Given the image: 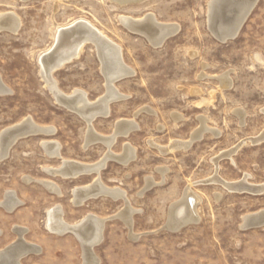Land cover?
Listing matches in <instances>:
<instances>
[{
	"label": "rangeland",
	"instance_id": "rangeland-1",
	"mask_svg": "<svg viewBox=\"0 0 264 264\" xmlns=\"http://www.w3.org/2000/svg\"><path fill=\"white\" fill-rule=\"evenodd\" d=\"M210 1L0 0V15L11 13L20 21L16 33L0 31V81L9 89L0 94V133L24 119L54 129L53 134L17 140L0 160V201L14 191L22 202L13 214L0 208V249L16 239L11 228L20 226L28 231L26 241L44 250L23 258L22 264H81L73 235L57 237L43 226L46 211L62 205L69 224L88 214L107 219L102 241L95 246L100 264H264V227H240L244 216L264 210V142L250 141L264 131V0L250 10L244 3L242 16L251 12L237 36L226 42L209 29ZM126 17H152L172 27L173 33L155 47L121 25L120 18ZM79 19L120 47L124 64L133 71L115 81L122 98L109 104V115L91 123L94 133L109 137L118 121H135L137 128L118 136L110 148L101 142L86 147L87 122L55 103L38 74L37 56L50 47L56 28ZM100 65L95 47L87 43L77 59L52 73V79L65 95L82 91L95 102L106 95ZM224 75L231 82L222 90L218 76ZM201 126L212 132L200 134L188 149L162 154L154 147L187 142ZM44 141L59 144V158L44 153ZM127 146L135 148L134 158L125 165L104 160L97 176L105 187L125 192L137 210L132 216V231L141 234L137 241L116 217L125 214L123 199L100 196L80 207L72 204L71 190L90 185L96 173L63 179L45 172L59 168L62 160L91 165L108 154L121 157ZM233 148L236 152L226 157ZM159 171H165L164 176ZM215 176L228 183L246 177L248 184L263 191L229 192L207 182ZM148 179L155 185L146 189ZM40 181L54 183L61 195L49 192ZM186 185L200 198V220L173 233L166 222Z\"/></svg>",
	"mask_w": 264,
	"mask_h": 264
},
{
	"label": "bare ground",
	"instance_id": "bare-ground-1",
	"mask_svg": "<svg viewBox=\"0 0 264 264\" xmlns=\"http://www.w3.org/2000/svg\"><path fill=\"white\" fill-rule=\"evenodd\" d=\"M120 1L127 2L131 0H120ZM138 1L140 2V0ZM214 1L215 0H211L210 3L208 2L209 3L208 20L210 21L212 18H215V20L217 21V25H213L211 28L214 33L217 32L215 36H218V38H220V40L222 41H226L228 34L232 32L234 33L233 36L235 37L237 35V32L239 31L237 28L238 24L234 27H232V25H234V23L236 22L237 23L239 22V17L242 16L244 10L243 9L244 3L246 2L245 4L248 5V8L250 10V8L257 0H237V1H242V3H236L233 9L231 7L235 15L231 17L229 20H226L223 17H219V14H214V16L212 15L211 17V11H212L211 7ZM18 21L19 20H17V17L11 13L0 15V31H9L12 33H16L20 25ZM120 23L130 32L144 36L155 47L156 46L159 47V45L161 46L162 42L165 41V39L170 34L173 33L172 27H169L168 25L163 26L157 24L152 17L150 19L147 18L143 21H133L127 17L120 18ZM87 43H91L95 47L98 59L101 64L100 65L101 73L104 75L106 79V84H105L106 95L102 98H98V100L96 99V101L94 100L95 102L88 101L86 98V94L82 91H74L71 95H65L64 93H62L60 90L57 89L56 83L54 82V79H52V73L55 70L62 68L66 63H69L73 59H77L81 54L83 47ZM37 67H38V74L42 79V81L44 82L47 89L49 90V92L51 93L54 102L66 108L69 111L75 112L87 122L89 135H87L88 143H86V147L88 144L101 142L107 145L108 148H110L118 136L121 135L127 136L131 130L137 128V124L132 119L128 121H118V123L116 124V128L114 129L115 130L114 134L109 137H104L94 133L92 127H90V124L92 122L91 120H94L95 118H97V116L107 117L109 115V104L111 102H114L122 98V96L114 86L115 81H119L133 74V71L129 67H127L122 60L120 47L112 43L107 37H105V35H103L100 31H98L90 22L84 19H79L76 21H72L69 24H66V26L57 27L56 30L54 31L52 44L50 45V47L46 49V51L42 52L37 56ZM218 77L222 90L230 86L231 81H229L226 75L222 77L220 76ZM218 77L216 79H218ZM8 92L9 89H7L6 86L2 85L0 81V94H4ZM145 110L149 113L152 112L149 109H145ZM139 113L140 111L135 113V116ZM240 117L242 120L243 118L242 113L240 114ZM173 118L175 120H178L180 117L174 115ZM201 127L202 129L198 132V134L195 136L194 135L195 132H194L191 139L187 142H173L171 143L170 146L168 145V147L166 146L160 147L158 145L154 147L157 148L162 154H165L170 151L172 152V150H180L181 148L188 149L190 145L197 138L200 137V134L206 131H211L210 129L205 128V126H201ZM14 129H18V131ZM35 132H43V134H53L54 129L52 127L38 126L30 119H24L23 121L21 120V122H19L18 124H15L3 130L0 133V160H3L7 157L10 148L13 146V144H15L17 140L21 139L22 136L27 137L29 134ZM262 133H264V131ZM260 135H258L257 137H259ZM41 145L44 153L48 157L51 158L60 157L59 154L60 147L59 144H57L56 142L44 141L41 143ZM134 149L135 148L132 149L129 146H127L125 148L124 154L121 157L114 156L113 154L112 155L108 154L106 158H103V161L101 160L91 165L83 164L76 161L62 160L59 168L57 169L47 168L45 169V172L53 176H59L60 178L63 179H76L79 176L85 174H90L93 172L96 173L97 178H95V180L92 181L90 185L75 187L71 190L72 204L76 207H80L88 200L96 199L100 196L110 197L113 200L123 199V201L125 202V214L122 216L121 214L123 213H120L121 216L118 215L116 217H118V219L119 218L122 219V222H124L125 226L129 229V238L131 240L137 241L140 238L141 234L136 235L132 231V227H133L132 216L137 210H133L131 208L125 196V192H123L117 187L116 188L105 187L101 183L98 177L100 169L104 167L105 164L104 160L107 161V159L113 158L120 160L125 165L131 159L134 158L135 156ZM233 150L235 153L237 149L233 148L230 151ZM159 172L164 176L165 171H159ZM27 180L30 182L32 179L27 178ZM39 183L49 192L56 194L57 196L61 195L60 188L54 183L49 181H40ZM237 183H246V177H244L242 182L240 181L231 182V183L226 182L227 185H225L224 188L229 192H233L230 188H232V186L236 185ZM153 185H155V183L151 179H148L146 182V189L151 188ZM191 187H192L191 185H188L184 191V194L183 195L181 194L183 196L182 200L180 202L177 201L178 203L175 205L173 204L174 206L171 207L170 218L166 222V227H165L168 229V231L171 230L172 232V230H175L177 228L181 229L189 224H197L199 222L200 217L198 215V205L200 203V198L192 191ZM262 191H263V187H260L259 192ZM217 196L219 197L218 194ZM217 196L216 198H218ZM21 204L22 202L17 197L16 192L8 191L5 193V196L2 199V201H0V208H2L8 213H12ZM106 221L107 219H102L93 214H88L85 215L83 219H81L79 222L74 224H69L63 218V211L61 206L54 205L53 207H51L46 211L43 226L48 233L57 236H62L65 235L66 233L72 234L81 247L82 264H100L99 259L95 256L93 252V248L96 245L100 244L102 241L103 227ZM255 222H261V223H259V225L254 228L264 227V210H260L255 213L244 216L240 227L243 230L246 229L244 227H248L247 229H249L250 225H252L251 223L254 224ZM11 229L12 232L16 234L17 239L11 245H9L12 248L7 250V252L6 251L3 252L4 250L0 251L1 264H18V262L20 263V261L23 258L29 255L40 253L41 248L39 246L26 241L25 239V235L27 234L26 228H22L20 226H13V228Z\"/></svg>",
	"mask_w": 264,
	"mask_h": 264
},
{
	"label": "water",
	"instance_id": "water-1",
	"mask_svg": "<svg viewBox=\"0 0 264 264\" xmlns=\"http://www.w3.org/2000/svg\"><path fill=\"white\" fill-rule=\"evenodd\" d=\"M236 3H242V1H237V0H215L213 5H212V11H211V17L212 15L214 16V14H219V17H223L225 18L226 20H229L231 17H233L235 15V13L233 12V7ZM244 3V2H243ZM232 7V9H231ZM251 12V11H250ZM250 12H246L244 14V16H242V18L239 20L238 22V25H237V28L238 30H240L241 26L243 25L244 21L246 20L247 16L249 15ZM229 14V15H228ZM209 29H212L211 27L213 25H217V21L215 20V18H212L210 21H209ZM212 31V30H211ZM234 33H230L228 34L227 36V39L226 41L228 40H233L235 37L233 36ZM238 34V33H237ZM225 41V42H226ZM78 115V114H77ZM81 117V116H80ZM99 117V116H97ZM83 119V118H82ZM84 120V119H83ZM89 120V119H88ZM91 120V118H90ZM95 120V119H94ZM94 120H91L92 122ZM85 121V120H84ZM91 122V123H92ZM90 127H91V124H90ZM10 130H13V129H10ZM16 131H18V129H14ZM43 134V132H35V133H32V134H29V135H35V134ZM28 135V136H29ZM23 138V136H22ZM251 143L253 145H256V143H263L264 142V133H262L259 137H256V138H253L250 140ZM234 153V150L233 151H229L228 153H226V157H229L230 155H232ZM243 180V179H242ZM242 180H240V182H242ZM211 181H214L215 183H219L220 185H222L223 187L226 184V182L220 180L218 177H213V179H210L208 180L207 182H211ZM233 192H245V193H250V194H258L260 193L259 190H260V187H256V186H253V185H250L248 184L247 182L246 183H237L236 185L232 186V188H230ZM259 223L261 222H255L254 224L251 223L252 225H250V228H254L256 226L259 225ZM262 225V224H260ZM244 228H248V227H244ZM249 228V229H250ZM167 229V228H166ZM168 230V229H167ZM180 229H175V230H172V232H177L179 231ZM171 231V230H169Z\"/></svg>",
	"mask_w": 264,
	"mask_h": 264
},
{
	"label": "crops",
	"instance_id": "crops-1",
	"mask_svg": "<svg viewBox=\"0 0 264 264\" xmlns=\"http://www.w3.org/2000/svg\"><path fill=\"white\" fill-rule=\"evenodd\" d=\"M62 206V205H61ZM63 207V206H62ZM20 208V207H19ZM19 208H17L16 210H14L12 213H8V214H13L14 212H16ZM50 208V207H49ZM2 209V208H1ZM5 211V210H4ZM63 211H64V215H63V217H64V220H65V210H64V208H63ZM66 221V220H65ZM0 235H2V230L0 229ZM27 233H28V231H27ZM27 235V234H26ZM68 235V234H67ZM70 235V234H69ZM15 236H16V234H15ZM56 236V235H55ZM66 236V235H65ZM72 236V235H71ZM57 237H59V236H57ZM64 237V236H63ZM63 237H61V238H63ZM73 237V236H72ZM74 238V237H73ZM16 239H17V236H16ZM15 239V240H16ZM75 239V238H74ZM14 240V241H15ZM76 240V239H75ZM13 241V242H14ZM77 241V240H76ZM13 242H11L10 244H8L7 246H5V247H3L2 249H0V251H2V250H4L3 252H7V250H9L10 248H12L11 246H9V245H11ZM31 243V242H30ZM78 243V242H77ZM32 244H34V243H32ZM35 245H37V244H35ZM37 246H39L41 249H42V254L44 253V250H43V247L42 246H40V245H37ZM97 247V246H96ZM96 247H94L93 248V252H94V254H95V256L99 259V261H100V263H101V260H100V258L97 256V254L95 253V248ZM80 249H81V247H80ZM30 256V255H29ZM36 256H39V255H36ZM28 257V256H27ZM23 260V259H22ZM22 260L20 261V263L22 264ZM1 261V260H0ZM15 263V262H14ZM19 262H18V264H20ZM0 264H1V262H0ZM82 264V263H81Z\"/></svg>",
	"mask_w": 264,
	"mask_h": 264
}]
</instances>
